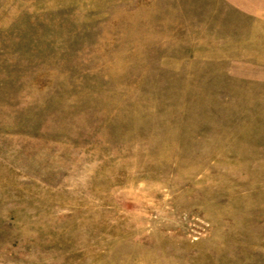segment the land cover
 <instances>
[{"label": "rangeland", "instance_id": "obj_1", "mask_svg": "<svg viewBox=\"0 0 264 264\" xmlns=\"http://www.w3.org/2000/svg\"><path fill=\"white\" fill-rule=\"evenodd\" d=\"M0 264H264V0H0Z\"/></svg>", "mask_w": 264, "mask_h": 264}]
</instances>
